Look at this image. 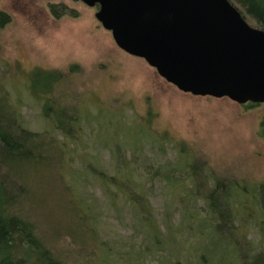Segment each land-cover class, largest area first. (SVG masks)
Listing matches in <instances>:
<instances>
[{"label":"rangeland","instance_id":"1","mask_svg":"<svg viewBox=\"0 0 264 264\" xmlns=\"http://www.w3.org/2000/svg\"><path fill=\"white\" fill-rule=\"evenodd\" d=\"M50 4L60 6L67 15L55 19ZM0 11L9 18L0 28V95L8 98L23 129L45 134L47 139L53 134L48 141H54L57 158L67 159L66 169L72 167L68 178L71 196L95 204L99 240L115 243L120 253L145 241L131 206L119 199L116 206L109 207L99 180L84 175L89 163L100 174L113 176L117 159L112 152L118 147V161L122 167L128 166L131 182L142 194L156 227L152 231L157 232V249L153 243L147 245L152 251L168 254V247H174L168 241L170 230L173 243L188 247L189 256L196 251L208 257L226 252L227 243L207 229L204 202L186 194L190 186L182 168L194 161L199 196L212 186L202 180L205 175L228 185L235 183L243 190L264 184V104L239 105L225 97L179 91L143 59L115 45L110 32L94 17L97 7L77 0H0ZM37 71L41 72L37 84L43 72L59 74L60 81L49 96L53 108L60 105L66 114L78 116L77 123L67 128L70 136L52 131L50 120L43 115V101L31 96V77ZM57 142L64 146L62 150ZM173 164L177 170L166 174L165 168ZM57 168L50 176L35 179L34 188L46 235L52 239L55 234V248L67 252L74 247L65 232L64 217L70 213L64 211V203L69 204V194L63 187L65 175ZM170 175L179 182L168 186L166 177ZM233 195L236 202L239 197L233 208L238 220L231 232L236 234L233 239L243 254L247 249L251 250L249 256H256L264 252L260 206L248 193L243 197L235 190ZM200 221L205 223L203 229L198 227ZM189 222L193 227L188 231Z\"/></svg>","mask_w":264,"mask_h":264},{"label":"trees","instance_id":"2","mask_svg":"<svg viewBox=\"0 0 264 264\" xmlns=\"http://www.w3.org/2000/svg\"><path fill=\"white\" fill-rule=\"evenodd\" d=\"M229 2L238 9L247 23L264 31V0H229ZM49 11L55 19L67 15L58 5L50 4ZM8 21V16L0 11V28ZM43 73L44 75L38 79L39 84L35 82V79L41 72L37 71L32 74L30 94L43 101V115L46 120H50L52 131L63 136H70L71 133L67 128L73 127L77 123L78 116L73 117L66 114L67 112L60 105L53 108V101L49 95L54 86L59 83L60 76L57 72ZM32 80L34 81L32 82ZM40 86L43 88H39ZM247 104L249 106L257 105ZM10 107L8 98L4 94L0 95V264H145L148 262H154V264H264V252H259L256 256H249L251 250L246 249L247 253L243 254V251L239 250L236 240L233 239V235L236 234L231 233L236 229V222H238L233 210L239 199L237 196L236 202V196L233 195L235 190L243 197L246 193L250 194L249 198L252 197V201L259 204L258 220L259 224L264 226V195H260V192L264 191V184H260L257 189L243 190L238 188L235 183L228 185L226 182L205 175L200 178L210 182L212 186L206 194L199 196L196 186L199 179L194 161L185 163L182 169L187 172L190 186L186 194L204 202L207 229L212 233L211 236L214 235L218 240L227 243V250L211 257L204 255L202 251H196L197 253L189 256L188 247L186 249L182 243L177 241L173 243L171 237L174 233L172 235L171 231L167 230L171 240L168 241L174 247L171 249L168 247L166 250L168 254L161 256L156 251V244L159 241L157 232L152 231L156 227L146 208L147 203L143 201L142 194L135 190L127 172L128 166L125 167L124 164L122 167L118 161L121 149L116 147L112 152L114 159H117L113 176L100 174L89 163H85V167L89 171L84 175L91 174L99 180L103 186V192L108 197L109 207L116 206L119 199L124 204H129L134 222L139 228L144 229L145 241L139 245H133L125 253H120L117 251L115 243L99 240L98 215L95 204H89L84 197L83 199H74L71 196L68 178L71 175L72 167L66 169L67 159L62 157L61 161L60 158H57L59 155L53 146L54 141H48L54 137L53 134L47 139L45 134L32 133L23 129ZM57 145L59 150L64 147L62 143L60 145L57 142ZM135 152L137 151L135 150ZM58 161H61V164ZM173 165L171 168H165L166 174L177 170V166ZM57 167L61 168L65 175L66 180L63 187L65 193L69 194V204L64 203V211L68 210L70 213L64 217L65 232L68 233V238L74 247L67 252L55 248L58 241L55 234L53 236L50 233L53 236L52 239L48 234L46 235L47 232L43 229L38 216L39 204L34 188L35 179L39 181L44 177V174L50 176L54 171L53 168L58 171ZM73 171L77 173V170ZM62 172L59 175H62ZM166 180L168 186L170 183L179 182H176L177 179L172 175L167 176ZM62 195L64 199L67 197V195ZM141 200L142 202L139 203ZM242 205L243 202H240L239 206L242 207ZM66 206L69 209H66ZM191 222L186 225L188 231L193 227ZM204 226L205 223L200 221L198 227L203 229ZM260 240L262 243L264 242L263 237ZM148 243H153L156 249L152 251V248L147 246ZM84 246L87 248H85L86 252L83 250ZM159 251L163 253V250L159 249ZM193 259L194 261H192ZM86 261L89 263H85Z\"/></svg>","mask_w":264,"mask_h":264},{"label":"water","instance_id":"3","mask_svg":"<svg viewBox=\"0 0 264 264\" xmlns=\"http://www.w3.org/2000/svg\"><path fill=\"white\" fill-rule=\"evenodd\" d=\"M126 54L193 96L264 104V31L229 0H77Z\"/></svg>","mask_w":264,"mask_h":264}]
</instances>
